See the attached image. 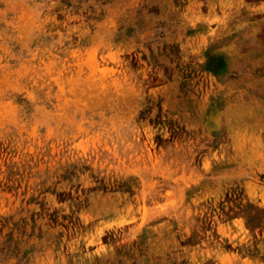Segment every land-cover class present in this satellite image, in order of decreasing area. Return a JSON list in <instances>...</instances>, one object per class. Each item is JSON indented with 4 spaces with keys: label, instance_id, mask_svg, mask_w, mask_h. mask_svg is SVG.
<instances>
[{
    "label": "rangeland",
    "instance_id": "1",
    "mask_svg": "<svg viewBox=\"0 0 264 264\" xmlns=\"http://www.w3.org/2000/svg\"><path fill=\"white\" fill-rule=\"evenodd\" d=\"M0 264H264V0H0Z\"/></svg>",
    "mask_w": 264,
    "mask_h": 264
}]
</instances>
